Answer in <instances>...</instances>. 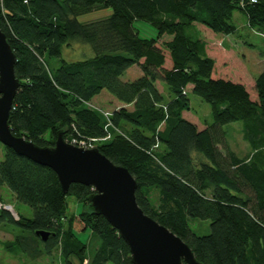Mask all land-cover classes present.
Listing matches in <instances>:
<instances>
[{"label":"trees","instance_id":"1","mask_svg":"<svg viewBox=\"0 0 264 264\" xmlns=\"http://www.w3.org/2000/svg\"><path fill=\"white\" fill-rule=\"evenodd\" d=\"M0 6L20 82L8 119L16 134L40 146L53 145L58 131L68 142L96 139L95 147L135 178L142 210L187 243L197 260L264 264V67L253 79L215 38L236 30L235 11L264 35V0H0ZM95 8L110 13L78 19ZM137 21L154 34L140 31ZM164 35L169 39L160 47ZM72 41L89 44L93 54L65 60L61 50ZM162 48L171 67H164ZM133 65L141 74L123 80ZM188 91L209 104L211 122L187 115ZM102 97L116 107L109 110ZM235 121L251 148L243 157L222 130ZM3 150L0 186L33 210L32 217L16 212V218L0 207V225L26 231L0 239L4 250L33 260L57 256L58 264H132L116 229L88 208L91 186L72 183L64 193L51 168ZM67 195L81 206L70 216ZM189 218L209 219V233H194ZM37 230L49 232L46 240Z\"/></svg>","mask_w":264,"mask_h":264},{"label":"water","instance_id":"2","mask_svg":"<svg viewBox=\"0 0 264 264\" xmlns=\"http://www.w3.org/2000/svg\"><path fill=\"white\" fill-rule=\"evenodd\" d=\"M15 63L16 55L0 28V142L18 155L51 168L64 193L72 183L91 186L88 208L116 229L129 248L132 264H203L187 243L138 205L137 182L126 167L113 163L97 147L68 143L62 131L57 132L53 145L40 146L12 130L8 119L20 85ZM2 207L15 216L10 205ZM35 234L42 240L49 236L44 230Z\"/></svg>","mask_w":264,"mask_h":264},{"label":"rangeland","instance_id":"3","mask_svg":"<svg viewBox=\"0 0 264 264\" xmlns=\"http://www.w3.org/2000/svg\"><path fill=\"white\" fill-rule=\"evenodd\" d=\"M110 13L109 9H98L95 8L92 11L82 14L78 16V19L82 22H87L94 19H99L107 16ZM233 23L236 25V30L232 33H220L215 34V38L217 39L218 44L223 48V50L230 51L237 60L242 64L244 67L245 72L253 77L258 75L259 71L261 72L264 67V35L258 34L254 30H250L246 25L245 17L239 11H235L233 14ZM135 26L140 29V31L145 30L149 31L150 34H154L153 28L143 22L137 21L135 22ZM201 27V26H200ZM199 27L200 31L201 28ZM202 36L205 35V32H201ZM169 39V35H164L161 40L159 41L158 45L161 47V41ZM163 49V48H162ZM164 50L165 54V63L164 67H171V58L167 50ZM62 57L67 61L72 60H79L84 59L91 56L92 50L89 44L82 43L80 41H72L70 46H64L61 50ZM229 52V53H230ZM141 74L140 68L137 65H133L130 67L124 75L122 76L123 80H132L138 77ZM235 74H233L234 76ZM159 89L163 90L164 86L162 83L157 82ZM188 96L190 98V105L191 110L188 111V116L194 117L197 122L201 125H204V120L206 122H211V115H210V108L209 104L203 101L198 95L188 91ZM100 97H96L93 102L100 103ZM102 101L110 103V109L115 108V102H112L109 97L101 98ZM95 104V103H94ZM96 106H100L95 104ZM101 107V106H100ZM241 121H235L231 123H227L222 126V130L225 133V141L229 144L234 142L233 147L237 146L236 152L239 156L243 157L245 152L250 150L249 144L244 141L241 135ZM4 150L3 144L0 142V160L3 158ZM0 196L2 201L5 202L2 204L0 202V207L3 205H10L12 211L14 213V217L17 216L16 212L20 213L21 215L32 217L33 210L32 208L21 202L18 201L14 195L12 194L11 190L6 186H0ZM66 214L70 216L73 213H77L81 210L80 203H77L75 197L73 195L66 196ZM189 226L193 230L194 233L197 235H204L209 233L210 231V220L209 219H200V218H189ZM76 229L79 231L80 227L77 226ZM26 231L22 230L17 225H14L10 222H5L0 225V239H11L15 235L18 234H25ZM89 232H83L80 234V237L86 239ZM90 241V240H88ZM97 241V238L93 236V240L91 242L90 249H93V246ZM49 258V257H47ZM50 261V262H49ZM47 260L46 258H38L33 260L23 254L14 255L10 252H7L0 246V264H58V258H51V260ZM49 262V263H48Z\"/></svg>","mask_w":264,"mask_h":264},{"label":"built area","instance_id":"4","mask_svg":"<svg viewBox=\"0 0 264 264\" xmlns=\"http://www.w3.org/2000/svg\"><path fill=\"white\" fill-rule=\"evenodd\" d=\"M253 1H255V0H253ZM105 138H107V137H104L103 139H105ZM95 140L96 139L93 138V139L87 141L85 139H77V138L73 137L71 142H69V143L76 145V146H79V147H83V148H93V147H95V142H94Z\"/></svg>","mask_w":264,"mask_h":264},{"label":"clouds","instance_id":"5","mask_svg":"<svg viewBox=\"0 0 264 264\" xmlns=\"http://www.w3.org/2000/svg\"><path fill=\"white\" fill-rule=\"evenodd\" d=\"M69 143V142H68Z\"/></svg>","mask_w":264,"mask_h":264},{"label":"crops","instance_id":"6","mask_svg":"<svg viewBox=\"0 0 264 264\" xmlns=\"http://www.w3.org/2000/svg\"><path fill=\"white\" fill-rule=\"evenodd\" d=\"M260 72V71H259Z\"/></svg>","mask_w":264,"mask_h":264}]
</instances>
